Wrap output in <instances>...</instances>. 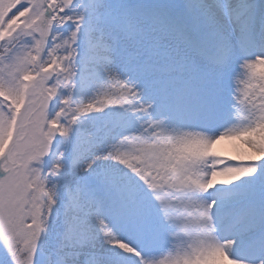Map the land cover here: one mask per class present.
Returning a JSON list of instances; mask_svg holds the SVG:
<instances>
[{"label":"snow or ice","instance_id":"1","mask_svg":"<svg viewBox=\"0 0 264 264\" xmlns=\"http://www.w3.org/2000/svg\"><path fill=\"white\" fill-rule=\"evenodd\" d=\"M264 264V0H0V264Z\"/></svg>","mask_w":264,"mask_h":264},{"label":"clouds","instance_id":"2","mask_svg":"<svg viewBox=\"0 0 264 264\" xmlns=\"http://www.w3.org/2000/svg\"><path fill=\"white\" fill-rule=\"evenodd\" d=\"M199 264H214L212 260L200 261Z\"/></svg>","mask_w":264,"mask_h":264}]
</instances>
